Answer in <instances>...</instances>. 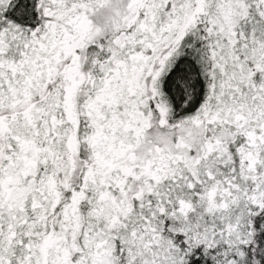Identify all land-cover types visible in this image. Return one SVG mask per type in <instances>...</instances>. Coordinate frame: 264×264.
I'll return each mask as SVG.
<instances>
[{
  "label": "snow or ice",
  "instance_id": "obj_1",
  "mask_svg": "<svg viewBox=\"0 0 264 264\" xmlns=\"http://www.w3.org/2000/svg\"><path fill=\"white\" fill-rule=\"evenodd\" d=\"M0 264H264V0H0Z\"/></svg>",
  "mask_w": 264,
  "mask_h": 264
}]
</instances>
